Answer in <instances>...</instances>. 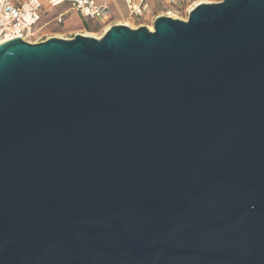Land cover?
<instances>
[{"label":"water","instance_id":"95a60500","mask_svg":"<svg viewBox=\"0 0 264 264\" xmlns=\"http://www.w3.org/2000/svg\"><path fill=\"white\" fill-rule=\"evenodd\" d=\"M0 264H264V0L0 44Z\"/></svg>","mask_w":264,"mask_h":264},{"label":"built area","instance_id":"2783aa9c","mask_svg":"<svg viewBox=\"0 0 264 264\" xmlns=\"http://www.w3.org/2000/svg\"><path fill=\"white\" fill-rule=\"evenodd\" d=\"M129 19L149 16L152 11L166 9L170 12L187 11L188 14L202 1L198 0H120ZM198 1V2H197ZM222 0H206L218 3ZM197 4V5H196ZM68 5V9L53 17L56 25H62L68 11L76 12L83 20H103L110 16L111 9L97 0H0V42L20 39L27 43L41 42L39 22L46 11ZM39 35V37H38Z\"/></svg>","mask_w":264,"mask_h":264},{"label":"rangeland","instance_id":"374dc122","mask_svg":"<svg viewBox=\"0 0 264 264\" xmlns=\"http://www.w3.org/2000/svg\"><path fill=\"white\" fill-rule=\"evenodd\" d=\"M100 2L107 3L112 11L110 16L103 20H83L80 16L74 11H68L65 16L64 22L62 25H56L53 21V17L68 9V5H64L58 8H55L52 11H46L42 14L39 22V35L42 41H45L50 38H59V39H73L76 35L93 38L95 40H100L105 32H107L113 26L123 25L128 27L131 30H136L140 27H151L153 31V23L157 17H168L171 19L179 21H187L188 19V10L183 12H170L167 13V10L162 8L150 14L149 16L140 18V19H129L124 15L122 10V4L120 0H97ZM200 3H206V0ZM197 1V2H198ZM211 1V0H210ZM220 1V0H219ZM161 3L164 5V1L161 0ZM211 3V2H210ZM214 3V2H212ZM38 35V37H39Z\"/></svg>","mask_w":264,"mask_h":264},{"label":"trees","instance_id":"16d2710c","mask_svg":"<svg viewBox=\"0 0 264 264\" xmlns=\"http://www.w3.org/2000/svg\"><path fill=\"white\" fill-rule=\"evenodd\" d=\"M121 2V1H120ZM122 4V3H121ZM110 7V6H109ZM110 9H111V7H110ZM122 10H123V13H124V15H122L123 17H125L126 16V13H125V10H124V8H123V6H122ZM111 11H112V9H111ZM151 13H154V11H152ZM127 17V16H126Z\"/></svg>","mask_w":264,"mask_h":264},{"label":"bare ground","instance_id":"6f19581e","mask_svg":"<svg viewBox=\"0 0 264 264\" xmlns=\"http://www.w3.org/2000/svg\"><path fill=\"white\" fill-rule=\"evenodd\" d=\"M197 4H201V3H197ZM197 4H196V5H197ZM148 30L151 31L152 28H151V27H148ZM2 43H3V42H0V44H2Z\"/></svg>","mask_w":264,"mask_h":264}]
</instances>
